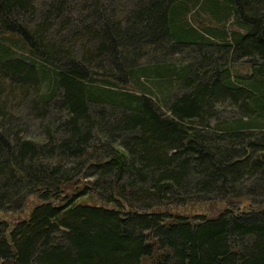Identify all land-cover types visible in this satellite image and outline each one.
Returning a JSON list of instances; mask_svg holds the SVG:
<instances>
[{
    "label": "trees",
    "instance_id": "16d2710c",
    "mask_svg": "<svg viewBox=\"0 0 264 264\" xmlns=\"http://www.w3.org/2000/svg\"><path fill=\"white\" fill-rule=\"evenodd\" d=\"M3 83L0 264H264V0H0Z\"/></svg>",
    "mask_w": 264,
    "mask_h": 264
},
{
    "label": "rangeland",
    "instance_id": "374dc122",
    "mask_svg": "<svg viewBox=\"0 0 264 264\" xmlns=\"http://www.w3.org/2000/svg\"><path fill=\"white\" fill-rule=\"evenodd\" d=\"M126 7H127V0H117L118 10L120 9L124 10ZM227 26H229L227 23H225L224 25L222 23L221 25L220 24L217 25V27L221 29H226ZM184 52H186V54H189L190 57H192L194 60H197V56L191 55V52L193 51L185 50ZM174 57L176 58L177 56H174ZM236 66H237V70H239L240 72L244 73L246 71V68L244 66L242 67L238 65ZM0 89H1L0 101L2 99H5L7 101L6 102L7 107L9 106V109L11 110V112H13V114L16 115L17 118L19 117L20 119L19 122L25 123V125L28 127L29 132H32V133L35 132L34 130H36L37 128L38 120L33 119L31 114H28V107H29V105L27 104L28 101L26 100L23 101L21 98H19L17 91H14L13 93H11V95L7 94V87L5 84L4 86H0ZM37 90L38 91L42 90L40 85L38 86ZM30 94L31 92L28 93V95ZM28 99H29V96H28ZM36 202L37 201L34 197H29L27 199L26 205H24V207L20 211H17V212H1L0 211V220L5 221L7 224H12L19 219L25 218L27 214L29 213L30 208ZM223 207L224 205L221 203L219 204L217 203H211V204L195 203V204H187L185 206L178 207V208H171V210L174 212H181V213H186V214L200 213V214H206V215H215Z\"/></svg>",
    "mask_w": 264,
    "mask_h": 264
}]
</instances>
